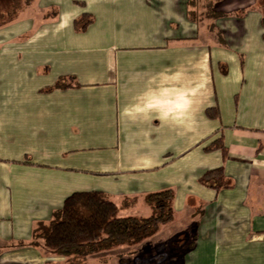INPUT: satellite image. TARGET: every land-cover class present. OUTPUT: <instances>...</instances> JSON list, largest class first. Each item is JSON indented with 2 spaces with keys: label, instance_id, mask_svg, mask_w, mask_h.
I'll return each instance as SVG.
<instances>
[{
  "label": "crops",
  "instance_id": "1",
  "mask_svg": "<svg viewBox=\"0 0 264 264\" xmlns=\"http://www.w3.org/2000/svg\"><path fill=\"white\" fill-rule=\"evenodd\" d=\"M194 1L0 0V264H264V0ZM165 190L141 244L28 245L73 194L148 217Z\"/></svg>",
  "mask_w": 264,
  "mask_h": 264
},
{
  "label": "trees",
  "instance_id": "2",
  "mask_svg": "<svg viewBox=\"0 0 264 264\" xmlns=\"http://www.w3.org/2000/svg\"><path fill=\"white\" fill-rule=\"evenodd\" d=\"M12 2L19 5L16 0ZM197 2L198 0L195 3ZM212 17L218 16L213 14ZM81 22L82 27L89 24L88 19ZM79 23L80 21L77 24ZM71 81L72 79L59 81L56 87L70 86ZM219 147L218 143L214 144V148ZM202 182L217 190L228 187L222 169L206 173ZM173 196L172 190L149 194L146 202L152 210L150 216L121 217L116 204L102 193L73 194L55 213L52 223L47 226L40 225L38 230L34 231L33 239L28 245L40 247L48 254L75 261L116 247L141 244L154 236L161 226L172 221Z\"/></svg>",
  "mask_w": 264,
  "mask_h": 264
},
{
  "label": "rangeland",
  "instance_id": "3",
  "mask_svg": "<svg viewBox=\"0 0 264 264\" xmlns=\"http://www.w3.org/2000/svg\"><path fill=\"white\" fill-rule=\"evenodd\" d=\"M26 1H30V0H16L17 3L21 4L22 2H26ZM14 4V3H13ZM16 4L15 6H13L14 10L16 9ZM12 14H9L7 16H0V23H3L4 21H6L8 18H11ZM41 241V240H40ZM42 242V241H41Z\"/></svg>",
  "mask_w": 264,
  "mask_h": 264
}]
</instances>
